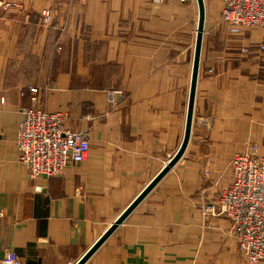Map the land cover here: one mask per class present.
I'll list each match as a JSON object with an SVG mask.
<instances>
[{
  "label": "crops",
  "instance_id": "obj_1",
  "mask_svg": "<svg viewBox=\"0 0 264 264\" xmlns=\"http://www.w3.org/2000/svg\"><path fill=\"white\" fill-rule=\"evenodd\" d=\"M222 7L206 4L183 159L86 264H249L231 223L205 208L230 185L234 156H264V29L226 40ZM198 17L196 1L0 0V264L8 251L22 264H77L175 156ZM30 107L87 130L88 159L32 180L16 147Z\"/></svg>",
  "mask_w": 264,
  "mask_h": 264
},
{
  "label": "built area",
  "instance_id": "obj_2",
  "mask_svg": "<svg viewBox=\"0 0 264 264\" xmlns=\"http://www.w3.org/2000/svg\"><path fill=\"white\" fill-rule=\"evenodd\" d=\"M204 2L222 4V20L232 36L253 28L264 29V0ZM50 15L49 11L45 13L46 23L51 21ZM255 47L264 52V44ZM30 93L32 102L37 103L39 90L33 88ZM117 95L112 93L111 98ZM119 95L121 97L122 93ZM21 115L16 135L18 160L32 180L61 176L69 165H79L88 159L89 132L67 130L62 113L30 107L22 109ZM230 164L231 185L220 193L219 211L232 222L238 248L249 264H264V156L259 154L257 146H252L249 152L236 155ZM214 210L215 204L206 207L207 212ZM2 261L4 264H22L18 255L11 251L6 252Z\"/></svg>",
  "mask_w": 264,
  "mask_h": 264
},
{
  "label": "water",
  "instance_id": "obj_3",
  "mask_svg": "<svg viewBox=\"0 0 264 264\" xmlns=\"http://www.w3.org/2000/svg\"><path fill=\"white\" fill-rule=\"evenodd\" d=\"M198 6V26L195 42L192 80L190 88V96L188 103L187 119L185 134L182 144L175 156L168 162L163 170L150 182V184L141 192V194L131 203V205L119 216L114 224L103 234L96 244L77 262V264H86L95 252L114 234V232L122 225L131 213L144 201V199L158 186V184L169 174V172L183 159L192 134V126L194 120V105L196 98V90L198 85L200 62L202 56V47L204 41L205 24H206V4L204 0H195Z\"/></svg>",
  "mask_w": 264,
  "mask_h": 264
},
{
  "label": "rangeland",
  "instance_id": "obj_4",
  "mask_svg": "<svg viewBox=\"0 0 264 264\" xmlns=\"http://www.w3.org/2000/svg\"><path fill=\"white\" fill-rule=\"evenodd\" d=\"M46 1H50V0H46ZM154 3H156L155 2V0H152ZM166 0H163V2H165ZM163 2H161V4L163 3ZM191 2H195V1H191ZM185 3H190V2H185ZM160 4V3H159ZM50 12V16H51V21L49 22V23H46L45 22V13L46 12ZM41 20H42V26L43 27H49V26H51L52 25V23H53V14H52V12H51V10H49V9H46L44 12H43V14H42V18H41ZM263 29V28H262ZM244 33H246V32H244ZM227 37V39L226 40H235L236 39V36H232V35H229V36H226ZM112 93H116V94H118L117 96L118 97H120V95L119 94H121L122 93V96H123V92H121V90H119V89H117V90H112ZM245 154V153H244ZM235 157V156H234ZM233 157V158H234ZM232 158V159H233ZM232 159L230 160V162L227 164V166H228V168L230 167V163H231V161H232ZM228 170V169H227ZM231 170V169H230ZM231 180H232V173H231ZM230 185H231V183H230ZM229 185V186H230ZM229 186H228V188H229ZM227 188V189H228ZM225 191V190H224ZM223 192V191H222ZM221 192V193H222ZM219 196H220V194L218 195V197H217V200H216V202L214 203L215 204V210L214 211H210V212H208L210 215H213V216H222V217H224L225 219H227L230 223H231V225H232V222L228 219V218H226L224 215H222L221 213H220V211H219V207H218V200H219ZM214 204H210V205H214ZM205 210H206V208H205ZM232 231H233V236H234V238H235V232H234V230H233V225H232ZM240 251V250H239Z\"/></svg>",
  "mask_w": 264,
  "mask_h": 264
}]
</instances>
